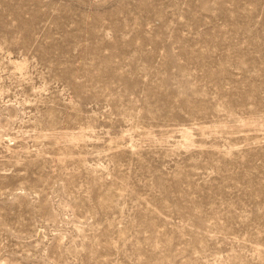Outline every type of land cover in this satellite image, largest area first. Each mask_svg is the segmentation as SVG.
Here are the masks:
<instances>
[{"label":"rangeland","instance_id":"1","mask_svg":"<svg viewBox=\"0 0 264 264\" xmlns=\"http://www.w3.org/2000/svg\"><path fill=\"white\" fill-rule=\"evenodd\" d=\"M0 264H264V0H0Z\"/></svg>","mask_w":264,"mask_h":264},{"label":"bare ground","instance_id":"2","mask_svg":"<svg viewBox=\"0 0 264 264\" xmlns=\"http://www.w3.org/2000/svg\"><path fill=\"white\" fill-rule=\"evenodd\" d=\"M20 64H21V63H20ZM188 131H189V130H188ZM183 133H184V135H187V132L184 131ZM188 134H189V133H188Z\"/></svg>","mask_w":264,"mask_h":264}]
</instances>
